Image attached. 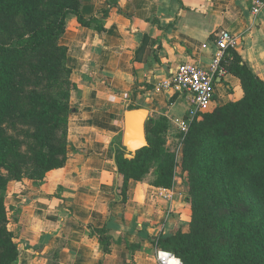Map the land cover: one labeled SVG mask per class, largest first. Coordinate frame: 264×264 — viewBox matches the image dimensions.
Wrapping results in <instances>:
<instances>
[{
	"label": "crops",
	"instance_id": "obj_1",
	"mask_svg": "<svg viewBox=\"0 0 264 264\" xmlns=\"http://www.w3.org/2000/svg\"><path fill=\"white\" fill-rule=\"evenodd\" d=\"M252 2L82 0L83 16L99 22L85 25L71 16L61 37L75 83L69 158L43 180H13L7 188L17 264H159L154 239L190 230L183 174L178 170L170 187L167 216L163 187L130 178L123 189L114 146L123 140L130 105L147 108L149 117L166 116L171 126L188 118V96L160 84L180 63L210 67L222 30L240 35L235 51L264 79V12L254 17ZM144 42L145 50L136 54ZM241 95L238 76H217L210 107ZM103 226L112 237L108 253L93 234Z\"/></svg>",
	"mask_w": 264,
	"mask_h": 264
},
{
	"label": "trees",
	"instance_id": "obj_2",
	"mask_svg": "<svg viewBox=\"0 0 264 264\" xmlns=\"http://www.w3.org/2000/svg\"><path fill=\"white\" fill-rule=\"evenodd\" d=\"M81 7L82 0H0V264H17L20 253L8 227L9 182L43 180L69 158L75 83L61 37L71 16L85 25L99 22L85 18ZM232 56L226 66L240 78L242 95L201 113L181 138L190 230L157 237L183 264H264V79L235 50ZM170 127L166 116L150 117L149 144L132 158L123 140L115 143L123 189L130 178L146 177L151 185L172 186L180 157L167 146ZM93 234L110 252L108 228Z\"/></svg>",
	"mask_w": 264,
	"mask_h": 264
},
{
	"label": "built area",
	"instance_id": "obj_3",
	"mask_svg": "<svg viewBox=\"0 0 264 264\" xmlns=\"http://www.w3.org/2000/svg\"><path fill=\"white\" fill-rule=\"evenodd\" d=\"M251 12L254 17L264 12V0H253ZM215 43L217 51L210 67L196 62L180 63L175 71L160 84L166 89L181 91L188 96L190 104L188 118L177 122L184 134L188 131L190 124L201 113L209 109L215 95L216 78L228 73L226 65L233 57L232 52L240 44V35L229 30H222L216 34ZM176 153L178 154L179 150ZM162 197L170 203L167 211L168 216L174 197L173 190L163 187ZM154 242L157 246L156 258L159 264H172L173 260H176L178 264H183V261H180L181 258L177 257L173 251L162 249L159 246L157 237Z\"/></svg>",
	"mask_w": 264,
	"mask_h": 264
},
{
	"label": "water",
	"instance_id": "obj_4",
	"mask_svg": "<svg viewBox=\"0 0 264 264\" xmlns=\"http://www.w3.org/2000/svg\"><path fill=\"white\" fill-rule=\"evenodd\" d=\"M149 114L150 111L144 107L125 111L123 144L126 147V156L129 158L134 157L138 150L149 144L146 134V122L150 118Z\"/></svg>",
	"mask_w": 264,
	"mask_h": 264
},
{
	"label": "rangeland",
	"instance_id": "obj_5",
	"mask_svg": "<svg viewBox=\"0 0 264 264\" xmlns=\"http://www.w3.org/2000/svg\"><path fill=\"white\" fill-rule=\"evenodd\" d=\"M19 22H21V19L19 17L16 18V23H18V25L20 24ZM215 109L214 106L210 107L209 110H207L206 112L210 113L212 112L213 110ZM159 117V116H158ZM192 124V123H191ZM190 124V126H191ZM190 128V127H189ZM189 130V129H188ZM188 132V131H187ZM179 134L182 135V137H179ZM183 136H185L184 132L180 129V127L177 125V124H172V126L170 127V129L168 130L167 132V146L172 150V151H177L179 150V157L177 160L178 162L176 161L177 165L175 167V176H176V173L177 171L179 170L182 174H183V177L185 178L187 184H188V189L190 190L189 188V183H188V172L187 171H184L183 167H182V162H181V156H182V153H183V150H182V142H181V138L183 139ZM140 182H144V183H149V179L144 178L143 180H139ZM151 184V183H150ZM188 194H189V191H188Z\"/></svg>",
	"mask_w": 264,
	"mask_h": 264
}]
</instances>
